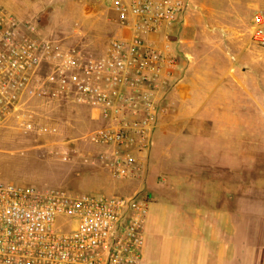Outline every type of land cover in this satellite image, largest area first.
Returning a JSON list of instances; mask_svg holds the SVG:
<instances>
[{
	"label": "crops",
	"instance_id": "0c3cea01",
	"mask_svg": "<svg viewBox=\"0 0 264 264\" xmlns=\"http://www.w3.org/2000/svg\"><path fill=\"white\" fill-rule=\"evenodd\" d=\"M29 1L25 14L41 17L46 7L49 28L61 23L88 55L99 56L110 38L132 33L119 24L111 0ZM170 1L182 4L173 24L144 34L165 56L150 80L165 109L152 145L141 153L142 179L114 185L149 197L138 264H264V175L257 162H245L239 146L253 134L246 82L253 69L233 68L226 59L248 54L236 24L264 0Z\"/></svg>",
	"mask_w": 264,
	"mask_h": 264
},
{
	"label": "built area",
	"instance_id": "2783aa9c",
	"mask_svg": "<svg viewBox=\"0 0 264 264\" xmlns=\"http://www.w3.org/2000/svg\"><path fill=\"white\" fill-rule=\"evenodd\" d=\"M111 6L131 36L110 38L104 53L92 56L78 45L57 51L34 21L0 3V126L22 116L32 78L44 62L53 63L52 73L66 78L63 98L89 106L99 121L80 137L93 149L63 147L60 158H78L132 181L144 176L141 153L152 145L165 109L150 87L165 56L144 34L173 24L182 4L111 0ZM250 33L264 46L262 12L253 14ZM148 208L140 190L73 192L0 181V264H138Z\"/></svg>",
	"mask_w": 264,
	"mask_h": 264
},
{
	"label": "rangeland",
	"instance_id": "374dc122",
	"mask_svg": "<svg viewBox=\"0 0 264 264\" xmlns=\"http://www.w3.org/2000/svg\"><path fill=\"white\" fill-rule=\"evenodd\" d=\"M25 1L0 0V3L21 20L34 21L39 30L55 40L57 51L82 45L80 39L73 41L66 37L67 33H64L65 29L61 23L58 24L61 29L55 27L57 25L49 28L51 24L45 15L48 13L46 7L40 9L41 17L25 14V9L32 8L27 6ZM29 2L32 5L37 0ZM262 5L254 7L250 12V18L236 24L238 40L243 42L248 40L250 46L248 54L234 56L235 60L231 56H226V59L233 68H239L243 64L248 69H253L251 77L246 81L248 91L253 96V115L248 120V128H253V134L247 135L246 140L239 146L242 147V157H248L245 162H257L255 169L261 170L264 175V46L252 40L250 35L252 16L256 11L264 14V2ZM209 56L210 60L220 62L223 58ZM52 64L44 62L32 78L24 93L22 116L10 118L0 126V181L60 188L73 192L128 193L126 189L123 190V186L119 189L114 188L116 182L124 183V186L127 183L116 180L107 170L85 164L78 158L67 161L60 158L59 152L62 147L93 149L92 145L86 144L80 137L96 127L97 122L91 118L85 106H79L63 98L62 91L66 86V78L52 73ZM238 92L240 93V90ZM257 170L255 174L259 173Z\"/></svg>",
	"mask_w": 264,
	"mask_h": 264
}]
</instances>
